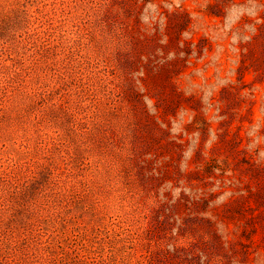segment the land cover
I'll use <instances>...</instances> for the list:
<instances>
[{
    "label": "rangeland",
    "instance_id": "obj_1",
    "mask_svg": "<svg viewBox=\"0 0 264 264\" xmlns=\"http://www.w3.org/2000/svg\"><path fill=\"white\" fill-rule=\"evenodd\" d=\"M0 264H264V0H0Z\"/></svg>",
    "mask_w": 264,
    "mask_h": 264
},
{
    "label": "trees",
    "instance_id": "obj_2",
    "mask_svg": "<svg viewBox=\"0 0 264 264\" xmlns=\"http://www.w3.org/2000/svg\"><path fill=\"white\" fill-rule=\"evenodd\" d=\"M36 34H38V33L35 32V33L32 34V36L34 37ZM11 53H13V52H11Z\"/></svg>",
    "mask_w": 264,
    "mask_h": 264
}]
</instances>
